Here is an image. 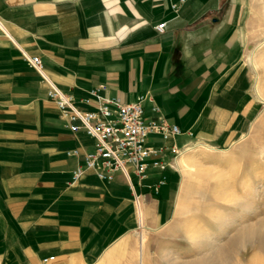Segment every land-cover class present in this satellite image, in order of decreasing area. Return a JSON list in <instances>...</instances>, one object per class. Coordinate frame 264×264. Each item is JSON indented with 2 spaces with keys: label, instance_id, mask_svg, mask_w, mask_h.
<instances>
[{
  "label": "crops",
  "instance_id": "crops-1",
  "mask_svg": "<svg viewBox=\"0 0 264 264\" xmlns=\"http://www.w3.org/2000/svg\"><path fill=\"white\" fill-rule=\"evenodd\" d=\"M169 4L0 0V264L102 261L136 224L141 232L146 228L151 210L157 222L165 215L174 167L184 173L182 161L195 163L194 149L215 151L208 144L229 134L232 118L247 113L249 103L254 106L240 64L244 2L190 0L178 16ZM164 22L158 33L155 26ZM22 52L38 56L50 79L82 111L93 110L81 101L101 85V94L121 103L151 96L162 117L182 134L166 142L150 136V142L174 145L178 157L169 154L170 167L148 169L141 183L122 174L100 181L87 172L72 184L73 170L84 167L95 140L65 126ZM143 108L146 119L157 118L151 102ZM178 137L192 139L177 146ZM73 150L78 156L67 155ZM162 176L165 183L155 193L151 187ZM141 240L140 235L138 264L146 255L147 241L141 247Z\"/></svg>",
  "mask_w": 264,
  "mask_h": 264
},
{
  "label": "rangeland",
  "instance_id": "rangeland-1",
  "mask_svg": "<svg viewBox=\"0 0 264 264\" xmlns=\"http://www.w3.org/2000/svg\"><path fill=\"white\" fill-rule=\"evenodd\" d=\"M242 1L240 64L254 106L249 103L247 113L232 118L231 141L225 134L208 144L215 151L190 152L194 172L174 167L165 215L157 222L152 208L147 216L144 264H264V0ZM253 51L259 57L257 68L248 59ZM257 83L262 99L255 92ZM189 139L178 137L176 144ZM175 203L180 204L178 216ZM133 218L136 224L135 213ZM135 226L96 264H138L141 230Z\"/></svg>",
  "mask_w": 264,
  "mask_h": 264
},
{
  "label": "built area",
  "instance_id": "built-area-1",
  "mask_svg": "<svg viewBox=\"0 0 264 264\" xmlns=\"http://www.w3.org/2000/svg\"><path fill=\"white\" fill-rule=\"evenodd\" d=\"M171 11L178 16L181 6L190 0H169ZM166 23L155 26L158 33L164 31ZM0 31L4 32L0 21ZM23 59L34 69L45 85L47 96L58 108L60 118L71 132L83 130L95 140L94 150L84 155V167H77L72 172V184L80 181L87 172H91L98 180L112 182L117 174H122L130 181L132 176L141 183L147 176L148 169L164 172L170 167L168 155L173 160L178 157V150L174 145L157 146L150 142V136H158L164 142L182 134L176 125L168 123L161 115L160 108L153 102L151 96L139 95L128 103H121L116 98L101 94L104 86H98L88 92V97L81 102L92 106L91 111H82L74 104L72 96L62 92L45 72L41 59L22 52ZM152 103V111L157 114L156 119L144 117L143 103ZM69 156H78V150L67 152ZM127 166L131 167V172ZM162 176L151 187L158 193L159 187L165 183ZM140 196H134V205L138 212ZM53 258L43 260L42 264H49Z\"/></svg>",
  "mask_w": 264,
  "mask_h": 264
},
{
  "label": "bare ground",
  "instance_id": "bare-ground-1",
  "mask_svg": "<svg viewBox=\"0 0 264 264\" xmlns=\"http://www.w3.org/2000/svg\"><path fill=\"white\" fill-rule=\"evenodd\" d=\"M259 47V46H258ZM248 59H249V63L254 67V68H257L256 67V65H257V62L259 61V57H256V55H255V52L253 51V52H251L250 53V55H249V57H248ZM258 76V75H257ZM257 81V80H256ZM261 89V88H260ZM255 92L257 93V95L260 97V99H262V97H261V95L259 94V92L260 91H258V83L256 84V86H255ZM261 93V92H260ZM200 146V145H199ZM212 148V147H211ZM207 149V148H206ZM183 162V164H184V166H185V168H187L190 172L192 171V172H194L195 171V168H196V165L194 164V163H192V164H190V165H188V164H186L185 163V161L183 160L182 161ZM181 172V171H180ZM191 172V173H192ZM181 192V191H180ZM180 205V204H179ZM178 205V210H177V212H176V216H178V215H180L179 213H178V211H179V206ZM251 205V204H250ZM246 210H248V209H246ZM239 216V215H238ZM235 223V222H234ZM224 224V223H223ZM141 236H142V240H141V247H143L144 246V244H145V241H146V235L144 234V230L141 232ZM263 246V245H262ZM141 254V253H140ZM219 254V253H218ZM217 255V254H216ZM141 256V255H140ZM140 264V263H139Z\"/></svg>",
  "mask_w": 264,
  "mask_h": 264
}]
</instances>
